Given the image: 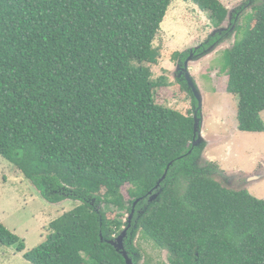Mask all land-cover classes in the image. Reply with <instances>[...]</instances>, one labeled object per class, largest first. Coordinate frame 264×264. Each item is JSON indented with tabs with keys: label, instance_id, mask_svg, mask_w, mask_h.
I'll list each match as a JSON object with an SVG mask.
<instances>
[{
	"label": "trees",
	"instance_id": "16d2710c",
	"mask_svg": "<svg viewBox=\"0 0 264 264\" xmlns=\"http://www.w3.org/2000/svg\"><path fill=\"white\" fill-rule=\"evenodd\" d=\"M172 1L0 0V158L46 203H78L27 252L0 223V246L30 264H125L108 241L128 226L132 264L136 237L165 251L164 264H264V200L223 187V170L203 160V144L192 146L190 92L191 115L155 102L168 81L152 80L148 65ZM187 1L218 30L196 55L222 41L229 11L218 0ZM249 3L252 27L237 22L249 16L245 5L229 21L226 91L237 99V130L261 133L264 0ZM178 56L182 65L189 53ZM110 207L133 210L130 222L108 219Z\"/></svg>",
	"mask_w": 264,
	"mask_h": 264
},
{
	"label": "rangeland",
	"instance_id": "374dc122",
	"mask_svg": "<svg viewBox=\"0 0 264 264\" xmlns=\"http://www.w3.org/2000/svg\"><path fill=\"white\" fill-rule=\"evenodd\" d=\"M218 1L229 11L227 20L219 28L225 35L222 41L196 55L193 52L218 30L210 25L207 14L192 2L173 0L170 3L153 41L154 47L160 49V56L156 65H148L152 80L164 77L168 81L166 87L155 89V102L191 115L193 106L189 94L194 97L196 93L201 102L198 145L203 144V160L211 161L223 170L215 177L216 181L227 189H244L254 198L264 200V132L243 133L237 130V99L226 91L225 54L236 40L233 24L229 25L231 14L245 5L242 13L249 16L238 18L237 22L252 27L254 12L250 8L251 3L245 4L248 0ZM182 52H188L189 56L181 65L180 56H175ZM261 118L264 122V112ZM127 188L121 189L125 200H128ZM77 204L71 201L46 203L13 165L0 158V223L24 242V252L45 241L50 232L49 224ZM105 213L108 219L121 215L119 219L122 222L128 221L130 216L113 207L106 209ZM133 244L140 255L139 264L167 263L166 252L154 248L150 242L136 237ZM0 264L30 263L14 247L0 246Z\"/></svg>",
	"mask_w": 264,
	"mask_h": 264
},
{
	"label": "water",
	"instance_id": "95a60500",
	"mask_svg": "<svg viewBox=\"0 0 264 264\" xmlns=\"http://www.w3.org/2000/svg\"><path fill=\"white\" fill-rule=\"evenodd\" d=\"M185 64H186V62H185ZM192 91L194 93V90H192ZM194 97L197 101V106H196V109L194 110V113H193L194 124H193V143H192V146H197L200 143V137H201V130H200L201 120L199 117H197V113H198V111H200V108H201V102H200V99L196 93H194ZM251 179H257V177H255V178L251 177ZM131 216H132V213L129 216L128 222H130ZM125 237H126V230L123 229L121 231V233L115 239L109 240L108 244H110L117 252L120 253L122 258L124 259L125 264H132V259L129 257L127 251L124 248L123 241H124ZM100 240H102L101 235H100Z\"/></svg>",
	"mask_w": 264,
	"mask_h": 264
},
{
	"label": "flooded vegetation",
	"instance_id": "af4514ba",
	"mask_svg": "<svg viewBox=\"0 0 264 264\" xmlns=\"http://www.w3.org/2000/svg\"><path fill=\"white\" fill-rule=\"evenodd\" d=\"M132 213H133V210H132ZM131 215V214H130ZM127 228H128V226L127 227H125V230H127Z\"/></svg>",
	"mask_w": 264,
	"mask_h": 264
}]
</instances>
